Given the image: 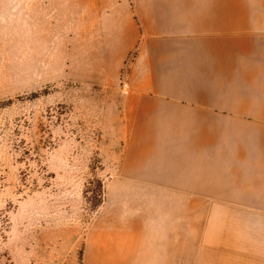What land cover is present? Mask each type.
<instances>
[{
	"label": "crops",
	"instance_id": "0c3cea01",
	"mask_svg": "<svg viewBox=\"0 0 264 264\" xmlns=\"http://www.w3.org/2000/svg\"><path fill=\"white\" fill-rule=\"evenodd\" d=\"M28 14L77 25L65 71L121 97L117 257L264 264V0H29Z\"/></svg>",
	"mask_w": 264,
	"mask_h": 264
},
{
	"label": "rangeland",
	"instance_id": "374dc122",
	"mask_svg": "<svg viewBox=\"0 0 264 264\" xmlns=\"http://www.w3.org/2000/svg\"><path fill=\"white\" fill-rule=\"evenodd\" d=\"M0 7L10 8L0 15V264H126L108 247L121 97L78 89L65 71L76 65L77 25L31 22L29 0Z\"/></svg>",
	"mask_w": 264,
	"mask_h": 264
}]
</instances>
